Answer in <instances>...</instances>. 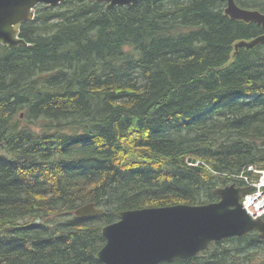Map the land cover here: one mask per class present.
<instances>
[{
	"label": "trees",
	"instance_id": "obj_1",
	"mask_svg": "<svg viewBox=\"0 0 264 264\" xmlns=\"http://www.w3.org/2000/svg\"><path fill=\"white\" fill-rule=\"evenodd\" d=\"M224 6L39 4L18 25L27 45H0V264H103L118 211L216 202L264 169V42L234 47L263 32ZM86 203L104 212L75 217ZM160 264H264V239Z\"/></svg>",
	"mask_w": 264,
	"mask_h": 264
},
{
	"label": "water",
	"instance_id": "obj_2",
	"mask_svg": "<svg viewBox=\"0 0 264 264\" xmlns=\"http://www.w3.org/2000/svg\"><path fill=\"white\" fill-rule=\"evenodd\" d=\"M66 0H0V45L16 48L27 43L19 36L18 25L34 18L39 4L58 6ZM108 8L129 6L139 0H96ZM226 2L225 14L235 20L254 21L264 28V13ZM264 42V34L240 40L234 47L251 48ZM194 161V160H189ZM248 186L230 184L218 187L216 202L201 205L175 204L143 207L116 213L117 220L101 229L105 239L97 258L103 264H160L188 259L204 250L210 242L257 231L264 239V219L251 218L242 208L240 198ZM102 208L86 203L74 210L77 218L102 214Z\"/></svg>",
	"mask_w": 264,
	"mask_h": 264
},
{
	"label": "built area",
	"instance_id": "obj_3",
	"mask_svg": "<svg viewBox=\"0 0 264 264\" xmlns=\"http://www.w3.org/2000/svg\"><path fill=\"white\" fill-rule=\"evenodd\" d=\"M195 164H198L196 162ZM257 174L259 178L254 180L251 175ZM236 179L250 186V192L242 198V206L252 218L264 216V169H258L252 165L245 168L237 175ZM255 209V210H254ZM257 210V211H256Z\"/></svg>",
	"mask_w": 264,
	"mask_h": 264
},
{
	"label": "flooded vegetation",
	"instance_id": "obj_4",
	"mask_svg": "<svg viewBox=\"0 0 264 264\" xmlns=\"http://www.w3.org/2000/svg\"><path fill=\"white\" fill-rule=\"evenodd\" d=\"M235 2H236V4L238 5V6H240V7H242V8H246V9H251V10H258V9H255V7L253 6V5H251V6H248V7H244V6H242V5H240L239 3H237V0H235ZM226 6V5H225ZM225 8V7H224ZM259 11V10H258ZM260 12H262V13H264L263 11H260ZM251 22V21H250ZM247 23H249V22H247ZM260 31L261 32H263V33H261V34H264V28L261 26V29H260ZM260 34V35H261ZM258 36V35H257ZM255 38V37H254ZM253 39V38H252ZM251 40V39H250Z\"/></svg>",
	"mask_w": 264,
	"mask_h": 264
},
{
	"label": "rangeland",
	"instance_id": "obj_5",
	"mask_svg": "<svg viewBox=\"0 0 264 264\" xmlns=\"http://www.w3.org/2000/svg\"><path fill=\"white\" fill-rule=\"evenodd\" d=\"M224 5H226V2L224 1ZM225 7V6H224ZM262 169V168H260ZM256 176L252 177L254 180H257L259 178V176L257 174H255Z\"/></svg>",
	"mask_w": 264,
	"mask_h": 264
},
{
	"label": "bare ground",
	"instance_id": "obj_6",
	"mask_svg": "<svg viewBox=\"0 0 264 264\" xmlns=\"http://www.w3.org/2000/svg\"><path fill=\"white\" fill-rule=\"evenodd\" d=\"M255 210V209H254ZM257 211V210H256Z\"/></svg>",
	"mask_w": 264,
	"mask_h": 264
}]
</instances>
